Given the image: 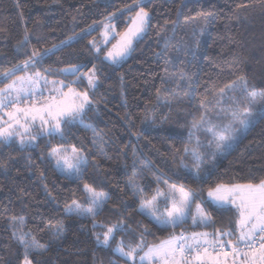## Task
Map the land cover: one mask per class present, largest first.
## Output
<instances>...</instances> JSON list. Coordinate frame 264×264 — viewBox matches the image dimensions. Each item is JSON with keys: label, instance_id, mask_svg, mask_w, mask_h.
Returning <instances> with one entry per match:
<instances>
[{"label": "trees", "instance_id": "trees-1", "mask_svg": "<svg viewBox=\"0 0 264 264\" xmlns=\"http://www.w3.org/2000/svg\"><path fill=\"white\" fill-rule=\"evenodd\" d=\"M138 2L149 12L147 30L127 58L104 61ZM108 25L115 36L102 45ZM33 51L42 61L30 65L32 71L56 73L69 84L75 76L63 69L76 65L85 73L95 67L97 82L85 90L92 102L83 122L62 124L63 137L0 142V264L23 263L22 236L45 246L28 250L32 264H131L115 250L121 242L125 251L139 245L140 253L172 235L236 232L237 210L211 204L207 195L219 184L264 179V120L247 132L234 124L238 139L226 152L208 146L212 134L206 129L229 122L230 97H239L241 77L250 91H264V0H0V73L22 66ZM4 79L0 74V86ZM197 137L202 176L215 164L199 180L191 152L177 148L195 146ZM73 147L88 160L82 182L67 179L50 155ZM85 183L108 197L95 220L66 212L74 199L88 205ZM168 184L193 190L189 216L202 203L212 218L208 226L187 218L162 227L141 211L138 188L147 201ZM113 225L118 231L106 246L97 237L102 241Z\"/></svg>", "mask_w": 264, "mask_h": 264}, {"label": "snow or ice", "instance_id": "snow-or-ice-1", "mask_svg": "<svg viewBox=\"0 0 264 264\" xmlns=\"http://www.w3.org/2000/svg\"><path fill=\"white\" fill-rule=\"evenodd\" d=\"M138 11H135V16L131 21V27L121 36V40L112 46L113 50L107 52L106 59H111L113 63H118L117 58H125L131 51L133 38L144 33L149 24V12L144 6H140L138 2ZM211 16L212 13H208ZM205 20L201 32L207 27ZM108 27V26H105ZM27 40V35H25ZM20 43H23L21 41ZM99 51V49H97ZM51 52V50H48ZM42 61V57L38 52L33 51L29 59L22 62L21 65H16L14 69L0 73L5 79L0 86V142L8 143L13 137H18L21 145L25 144V133H29L33 124L39 121V127L43 129L46 125L49 127V135L59 133L63 137L62 124L69 125L77 120L82 123V117L85 109L91 104L88 93L78 92L72 83L65 85L63 81L53 82L51 92L47 98L40 91V84L43 81L47 86L48 78L40 71H34L31 76L18 75L17 70L25 71L29 65H35ZM68 76H75L77 80L81 76H86L90 87L94 88L95 83V67L90 74L83 73L79 66L72 65L63 70ZM67 91H64V88ZM39 92V96L37 93ZM223 92V89H221ZM233 101V107L229 110L228 115L231 119L222 127H208L207 132L212 134L211 140L208 142L209 147H214L217 152H226L232 147L233 143L238 139L233 133L238 129L234 128V124H239L244 132L253 126L257 120H264V91L257 92L249 90L247 81L241 77L239 85V97H230ZM38 100H43L42 104H37ZM29 101H32L29 105ZM24 105L21 107V105ZM223 111V110H222ZM256 119H253V116ZM7 117L5 120L4 117ZM203 122V117L201 118ZM197 124L193 123V128ZM192 133H189L191 138ZM29 141L35 140V135L27 137ZM200 139L196 138L195 146L185 147L184 151L191 152L195 164V178L206 179L215 169L213 164L211 169L201 174L200 162L204 159V153L200 151ZM55 160L57 168L66 173V178L69 180L83 181L82 173L88 167V160L85 156L78 154L77 149H71V162L67 152H62L60 149L54 148L50 153ZM215 153H213V157ZM159 183V181H158ZM167 184V181H164ZM138 188V186H136ZM143 190L138 188V193L141 194V211L146 212L162 227L175 228L177 225H182L185 219L188 218L190 207L193 204V190L185 189L183 185L177 188L176 185H168V194L157 189V193L151 200H145L142 195ZM85 199L88 206L84 207L77 200H73L66 207V212L77 216L89 215L94 220L98 211L103 208L108 197L102 191H97L90 184H84ZM164 196V209L160 211V197ZM209 198L219 207L224 208L226 205H232L236 208L239 214L238 228L236 232L217 231L211 239L208 233L193 232L190 236H185L183 233L179 237L164 242L158 247L149 248L143 256L140 257L141 264L147 258L151 260L156 258L160 264H205V261L212 260L213 264H224L217 257L228 256L233 257L232 264H264V179L258 184H236L231 187L219 184L214 189L209 190ZM170 203V207L168 206ZM159 213V214H158ZM212 218L205 212L200 205H196V215L192 216L193 225L208 226ZM118 231L115 225L108 227L103 234V240L97 237L99 242L104 245L109 244L110 239H114L113 233ZM238 232V234H236ZM20 243L25 249V264H32L28 258V250L41 251L45 248L34 237L31 241L23 236L19 238ZM142 243V241H141ZM140 246L137 245V248ZM137 248H131L130 251H125L124 247L118 245L115 249L122 256L130 260H135ZM216 253V257L211 255ZM243 257V259H240Z\"/></svg>", "mask_w": 264, "mask_h": 264}, {"label": "rangeland", "instance_id": "rangeland-1", "mask_svg": "<svg viewBox=\"0 0 264 264\" xmlns=\"http://www.w3.org/2000/svg\"><path fill=\"white\" fill-rule=\"evenodd\" d=\"M138 11V10H137ZM134 18V17H133ZM132 21V20H131ZM130 25L127 27V29L123 32V33H121L119 36H117V38H116V40L114 41V42H112V43H110L109 44V46H108V49L106 50V52L104 53V55H103V58H104V61H107V62H109V63H111V64H117V63H113L112 62V60L111 59H106V56H107V52L108 51H112L113 50V48H112V46L113 45H115V44H117L120 40H121V36L131 27V22L129 23ZM143 35V33L140 35V36H137V37H135V38H133V40H132V43L134 42V41H136L137 39H139V37H141ZM115 35H114V30H112V29H110V27H109V25H108V27H105V30L102 32V37H103V39H102V45H106L113 37H114ZM132 45V44H131ZM131 48H132V46H131ZM128 56V55H127ZM127 56L125 57V58H127ZM125 58H117L118 59V61L120 62L121 60H124ZM32 66V65H31ZM30 65H29V67H28V69L26 70V72L25 71H22V70H20L21 72L18 74V75H21V76H23V75H28V76H31V75H33L34 74V71H32L31 69H30V67H31ZM69 68V67H68ZM66 69V68H65ZM93 69V68H92ZM92 69H90V71H87V72H85V73H87V74H90L91 73V70ZM64 70V69H63ZM62 70V74L64 73L65 74V72ZM37 71H39V70H37ZM43 75H45L47 78H48V81H49V83H48V85L47 86H45L44 85V83H43V81H41V84H40V91H42L43 93H44V97L45 98H47L49 95H51L52 94V92H51V89H52V84H53V82H59V81H63V83L65 84V85H68V82H67V80H65L61 75H57L56 73H46V72H43V71H40ZM66 75V74H65ZM95 77H96V75H95ZM74 81H76V83H80V82H82V83H84V84H86V87L84 88V89H81V87L79 86V84H74L73 85V87L78 91V92H84L85 90H89V89H92V87H90L89 86V84H88V81H87V77L86 76H81L80 77V79L79 80H77V78L76 77H74ZM96 82H97V80L95 79L94 80V83H95V86H96ZM64 91H67V88L65 87L64 89H63ZM37 96H39V92L37 93ZM44 101L43 100H38L37 101V104L39 105V104H42ZM29 103V105H31V103H32V101H29L28 102ZM24 105L22 104L21 105V107H23ZM4 119L6 120L7 119V117L5 116L4 117ZM49 127L50 126H48V125H46L43 129H41L40 127H39V121H36V123L35 124H33L32 125V127H31V130H30V132L29 133H25V140L26 141H29L28 139H27V137L29 136V135H35L36 136V139L38 138V137H40V136H43V135H46V134H49ZM62 127V126H61ZM13 138H16V139H19L18 137H13ZM35 139V140H36ZM31 141H34V140H31ZM177 148H179V150H178V152L179 153H183L184 152V147H182L181 145H179V147H177ZM56 149H59V148H56ZM71 149L72 148H69V149H66L65 151L67 152V155H68V158H69V162H71ZM61 151H62V149H60ZM62 152H64V151H62ZM78 152V151H77ZM78 154H80L79 152H78ZM81 155V154H80ZM51 158H52V156H51ZM53 159V158H52ZM54 160V159H53ZM54 162H55V160H54ZM55 167L57 168V166H56V163H55ZM57 170L59 171V172H61L62 174H64V175H66V173L65 172H62V171H60L58 168H57ZM168 185H172V184H168ZM168 185H167V187H166V190L164 191V194H165V196H167V194H168ZM235 185V184H234ZM227 186V185H226ZM229 187H231V186H229ZM177 188H179V186H177ZM186 189V188H185ZM187 190V189H186ZM207 197H208V199H209V201H210V203L212 204H215V205H217L216 203H214L210 198H209V196L207 195ZM164 196H161L160 197V201H159V203H160V211H163V209H164V203H163V201H164ZM198 205H200V207L202 208V203H197ZM196 204V205H197ZM196 205L194 206V210H193V215L192 216H195L196 215ZM84 207H87L88 205H83ZM169 207L171 206L170 205V203H169V205H168ZM218 206V205H217ZM228 206H231V207H233L234 209H236L234 206H232V205H228ZM146 213V212H145ZM238 213V212H237ZM159 214V213H158ZM150 216V215H149ZM192 216L190 217V216H188V218H189V220H190V222L192 223ZM150 218L154 221V222H156L155 221V219L154 218H152L151 216H150ZM238 220H239V214H238ZM238 220H237V223H236V229L238 228ZM157 223V222H156ZM158 224V223H157ZM193 224V223H192ZM203 233H205V232H203ZM237 234H238V232H237ZM173 237H178L177 235H172L171 237H169L168 239H166V240H163V241H161V242H159L158 244H156V245H150V246H148V248H146L145 250H143L142 252H140V253H137V251H136V253H135V260L133 261V260H130V259H128L127 257H124V256H122L120 253V255H121V257H123V258H125V260L127 259V261H129L131 264H141V260H140V257L141 256H143L144 255V253L145 252H147L148 251V249L149 248H153V247H158V246H160L161 244H163L164 242H166V241H169V240H171V239H173ZM222 257V256H221ZM232 256H229V257H227L226 259H220L221 261H223L224 262V264H232V261H233V258H231ZM241 259V258H240ZM208 263H205V264H213V261L211 260V261H207ZM22 264H25V260H23V263ZM143 264H160V262L156 259V258H152L151 260H149V259H145L144 261H143ZM237 264H239V262L237 261Z\"/></svg>", "mask_w": 264, "mask_h": 264}, {"label": "crops", "instance_id": "crops-1", "mask_svg": "<svg viewBox=\"0 0 264 264\" xmlns=\"http://www.w3.org/2000/svg\"><path fill=\"white\" fill-rule=\"evenodd\" d=\"M206 233V232H205ZM185 236H187V235H185ZM179 237V236H178ZM209 237H210V235H209ZM211 255L213 256V257H216V255H213L212 253H211ZM229 257V256H228ZM219 260L220 259H226L225 257H217ZM231 258H233V257H231ZM241 259H243V257H241ZM207 261H211V260H207ZM207 261H205V263H208Z\"/></svg>", "mask_w": 264, "mask_h": 264}, {"label": "built area", "instance_id": "built-area-1", "mask_svg": "<svg viewBox=\"0 0 264 264\" xmlns=\"http://www.w3.org/2000/svg\"><path fill=\"white\" fill-rule=\"evenodd\" d=\"M212 236H213V234H212V235H210L209 239H211V238H212ZM210 252H211L213 255H216V253H215V252H212V251H211V249H210Z\"/></svg>", "mask_w": 264, "mask_h": 264}]
</instances>
